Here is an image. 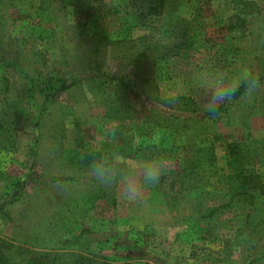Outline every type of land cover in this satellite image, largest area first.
Wrapping results in <instances>:
<instances>
[{
	"label": "rangeland",
	"instance_id": "1",
	"mask_svg": "<svg viewBox=\"0 0 264 264\" xmlns=\"http://www.w3.org/2000/svg\"><path fill=\"white\" fill-rule=\"evenodd\" d=\"M168 1L154 34L142 41L123 37L122 29L100 22L98 15L107 18L101 0L44 1L39 20L42 25L48 23V35L27 38L25 45L16 47L18 53L15 44H8V26L0 20V74L8 81L6 102L0 101L5 113L0 129V246L13 264H72L76 259L85 264H145L150 258L142 243L146 231L167 241L174 254L187 256L191 244L199 247L198 255L200 251L207 254L206 259L189 258L186 264H246L254 258L264 264V224H246L239 207L207 219L187 211L196 204L227 200L228 195L219 189L224 179L219 173L228 142L243 141L255 149L264 146V23L258 29L255 19H249L238 51L241 59L228 69L231 74L253 70L259 79L257 91L232 99L219 118L200 117L204 92L178 86L179 97L159 96L158 82L166 66L159 55L164 46L176 50L182 42L179 55L168 64L175 71L187 64L182 58L203 60L208 51L216 57L225 38L196 0ZM78 4L88 6L89 20L83 27L84 15L78 20L80 13L75 11ZM195 25L203 26L204 37L212 39L204 43V52L188 45L198 28ZM139 52L146 55L135 61ZM35 69L74 81L53 99L33 104L27 89ZM98 73L122 74L130 83V89L119 91L123 100L136 116H145L150 124L160 122L150 137L135 139L133 154H121L164 163L165 182L147 186L138 203H129L115 188L100 185L92 167L62 159V151L73 145L77 132L85 134L90 147H99L107 138L110 123L104 116L102 87L108 83L99 84L105 77ZM181 96H190L192 102L186 105L189 101ZM13 110H19L15 124ZM193 140L211 146L214 163L201 175L200 190L205 192L197 196L179 192L180 204L174 207L166 170L176 167L174 158L184 156ZM28 173L44 183L30 181ZM16 177L23 184L8 199V182ZM51 177L65 179L53 182ZM99 194L104 197H95V208L84 213L81 200Z\"/></svg>",
	"mask_w": 264,
	"mask_h": 264
},
{
	"label": "trees",
	"instance_id": "2",
	"mask_svg": "<svg viewBox=\"0 0 264 264\" xmlns=\"http://www.w3.org/2000/svg\"><path fill=\"white\" fill-rule=\"evenodd\" d=\"M44 1L46 2V0L0 1L2 7L0 20L8 26L6 36L8 44H15L16 48L22 44L25 45L24 42L27 38L43 39L48 35L46 28L48 23L42 25L39 20V12ZM101 1L105 7L103 14L107 18L100 14L97 19L100 22L103 21L115 28L122 29L124 31L123 37L140 41L145 40L146 36L154 34L169 2L168 0H107L105 4L104 0ZM196 2L198 7L205 11V17L210 16L215 30L223 35L225 43L214 58L213 53H209V51L205 53L206 57L203 60L195 58L191 62L187 58H182L187 64L178 67L175 71H170L168 64L172 63L171 59L179 55L182 42L178 44L179 49L176 50L164 46L159 55V58L163 59L167 66H164L158 82L161 98L179 97L178 86L194 88L196 92H203L200 87V80L205 74L216 70L228 71L241 59V54L238 51L243 46L249 19H255L258 29H261L264 23V0H196ZM176 4L179 5V3ZM75 11L78 12V15L80 13L78 20L84 15L82 17L83 22H80L83 27L84 23L86 24L89 20L87 16V13H89L88 6L78 4L75 6ZM196 18L194 20H197ZM196 27L198 28L193 33V38L189 40L188 45L204 52V43L210 42L212 39L207 36L204 37L203 26ZM27 29L28 33L26 32ZM14 51L19 52L18 48ZM145 55L144 52H139L135 61L145 57ZM250 72L256 76L253 70H250ZM98 74L105 77V80L98 81L99 84H103L105 81L108 83V85L102 87V95L105 99L104 116L107 119V124L110 123L111 126L109 125V130L107 129L105 132L107 138L99 147L87 145L85 134L77 132L73 139V145L62 151V159L78 167H92L94 161L105 155L133 154L137 150L135 139L138 137L148 138L152 129L160 127L158 120H153L150 124L149 120L144 118L145 116H136L138 114L134 108L123 100L122 92L119 91L130 89V83L125 80L122 74ZM262 77L264 78V75ZM73 81L66 82L64 76H51L48 72L35 69L33 75L28 78L27 94L32 99L33 104H37L38 101V105L39 103L41 105L45 99H53L57 93L67 89ZM7 90L8 81L0 74V101L6 102L4 97ZM243 92L244 85L242 84L233 99L238 98ZM182 98L189 101L186 102V105L192 102L190 96H181L180 99ZM229 104L230 102L221 104L214 112H208L204 109L200 117L219 118L226 111ZM190 112H198V110H191ZM18 113L19 110H13V124L16 122L17 118L15 116ZM4 115V110L1 109L0 105V129L3 126L2 118ZM193 143L194 145L190 147L186 145L184 156L174 158L176 167L166 170L168 176L167 187L174 207L180 204L177 198L179 192H190L196 196L205 192L203 189L200 190L202 186L201 175L206 166L214 163L215 156L211 146L196 140H193ZM226 150L224 167L220 168L219 173L224 179L219 189L228 195L227 200L217 205L196 204V208H187V211L196 213L197 218L207 219L212 218L215 213H230L232 207H239L244 211L243 219L246 224H264V146L255 149L249 147L243 141H231L226 144ZM27 176L35 184L41 185L44 183L41 182V177L39 178L38 175L34 176L28 173ZM164 177L166 178V176ZM164 177L160 178V182H165ZM49 179L54 182L65 178L51 177ZM22 184L23 180L21 178L16 177L9 180L6 194L8 199L16 195V190ZM95 197H104V195H90L81 200L84 213H91L95 208L93 204ZM237 202H240L241 206L236 205ZM109 203H113V200H110ZM142 243L144 252L150 255V258H147L149 263L145 264H186L189 258H207L205 252L200 251L201 253L198 255L199 247L194 244L190 245L187 256L174 254L170 251L167 241L149 231L144 232ZM78 257L84 259L82 255ZM71 263L85 264L78 259L72 260ZM0 264H13L10 260H7L1 246ZM246 264H258L257 259H251Z\"/></svg>",
	"mask_w": 264,
	"mask_h": 264
},
{
	"label": "clouds",
	"instance_id": "3",
	"mask_svg": "<svg viewBox=\"0 0 264 264\" xmlns=\"http://www.w3.org/2000/svg\"><path fill=\"white\" fill-rule=\"evenodd\" d=\"M258 77L249 70L238 74L216 70L200 80L204 92V107L214 112L221 104L230 102L244 85V94L257 91ZM164 163L158 158H129L121 154L101 156L92 165L93 178L105 188H115L117 195L129 202L142 200L144 189L159 183Z\"/></svg>",
	"mask_w": 264,
	"mask_h": 264
}]
</instances>
